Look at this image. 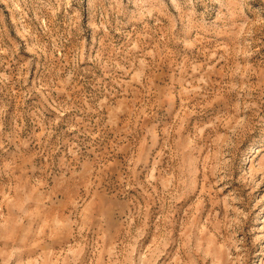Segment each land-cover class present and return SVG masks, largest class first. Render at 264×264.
Segmentation results:
<instances>
[{
    "label": "rangeland",
    "instance_id": "1",
    "mask_svg": "<svg viewBox=\"0 0 264 264\" xmlns=\"http://www.w3.org/2000/svg\"><path fill=\"white\" fill-rule=\"evenodd\" d=\"M0 264H264V0H0Z\"/></svg>",
    "mask_w": 264,
    "mask_h": 264
}]
</instances>
